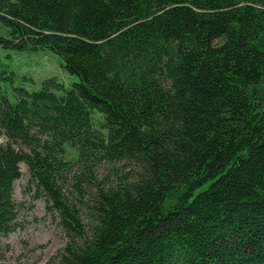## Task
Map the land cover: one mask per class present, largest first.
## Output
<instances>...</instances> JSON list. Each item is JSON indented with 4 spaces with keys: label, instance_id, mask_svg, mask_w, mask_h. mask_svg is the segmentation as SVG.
I'll use <instances>...</instances> for the list:
<instances>
[{
    "label": "trees",
    "instance_id": "obj_1",
    "mask_svg": "<svg viewBox=\"0 0 264 264\" xmlns=\"http://www.w3.org/2000/svg\"><path fill=\"white\" fill-rule=\"evenodd\" d=\"M0 22L78 78L0 88V238L25 164L55 264H264V0H0Z\"/></svg>",
    "mask_w": 264,
    "mask_h": 264
},
{
    "label": "rangeland",
    "instance_id": "obj_2",
    "mask_svg": "<svg viewBox=\"0 0 264 264\" xmlns=\"http://www.w3.org/2000/svg\"><path fill=\"white\" fill-rule=\"evenodd\" d=\"M8 35L9 28L0 22V36ZM61 63L56 55L47 50L20 52L0 48V77L4 78L0 80V88L6 91L11 102L16 101L13 88L37 91L41 88V83L50 78H55L68 89L78 78L63 69ZM91 118L94 128L104 132L101 128L102 116L94 112ZM3 141L0 138V143ZM63 158L73 165L77 161V153L66 145ZM19 167L20 177L13 186V197L17 205L16 228L0 238V264H55L54 257L65 243L59 219L55 212L46 210L45 198L39 196L29 184L30 176L26 165L20 164ZM114 168L117 174L126 173L123 165H115ZM107 169V166L100 168L104 174H107ZM75 170L73 166L72 171L66 173L67 182L63 189L65 193L69 190L73 201L79 198L73 187ZM112 178L113 176L110 179ZM180 195L181 193H177L168 197L165 207L173 206Z\"/></svg>",
    "mask_w": 264,
    "mask_h": 264
}]
</instances>
